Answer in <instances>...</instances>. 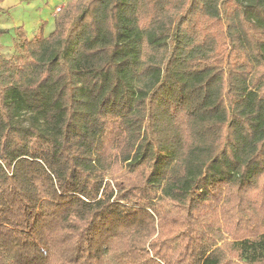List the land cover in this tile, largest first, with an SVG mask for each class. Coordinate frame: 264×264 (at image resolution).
Masks as SVG:
<instances>
[{"label":"trees","instance_id":"obj_1","mask_svg":"<svg viewBox=\"0 0 264 264\" xmlns=\"http://www.w3.org/2000/svg\"><path fill=\"white\" fill-rule=\"evenodd\" d=\"M14 48L0 264H264V0H75Z\"/></svg>","mask_w":264,"mask_h":264},{"label":"crops","instance_id":"obj_2","mask_svg":"<svg viewBox=\"0 0 264 264\" xmlns=\"http://www.w3.org/2000/svg\"><path fill=\"white\" fill-rule=\"evenodd\" d=\"M67 0H2L0 4V29L8 34L0 37L1 50L18 39L28 41L40 32L47 37L54 30L56 10Z\"/></svg>","mask_w":264,"mask_h":264},{"label":"rangeland","instance_id":"obj_3","mask_svg":"<svg viewBox=\"0 0 264 264\" xmlns=\"http://www.w3.org/2000/svg\"><path fill=\"white\" fill-rule=\"evenodd\" d=\"M74 1H75V0H67L64 6H61L60 9L58 8V9H59V12H57V10H56V14H59L61 10H64V9L67 7L68 4L73 3ZM7 34H8V33H7ZM14 43H15V42H13L11 45H9V46H7V47H5V48L3 49V53H2V55H3L5 58H10V57L17 56V55H15V52H16V51H15V48H14Z\"/></svg>","mask_w":264,"mask_h":264},{"label":"built area","instance_id":"obj_4","mask_svg":"<svg viewBox=\"0 0 264 264\" xmlns=\"http://www.w3.org/2000/svg\"><path fill=\"white\" fill-rule=\"evenodd\" d=\"M57 12H59V9H57Z\"/></svg>","mask_w":264,"mask_h":264}]
</instances>
